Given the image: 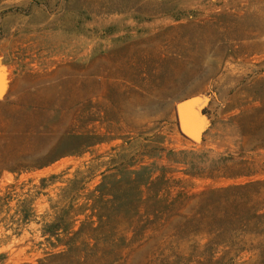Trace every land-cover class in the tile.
<instances>
[{"label": "rangeland", "instance_id": "1", "mask_svg": "<svg viewBox=\"0 0 264 264\" xmlns=\"http://www.w3.org/2000/svg\"><path fill=\"white\" fill-rule=\"evenodd\" d=\"M0 264H264V0H0Z\"/></svg>", "mask_w": 264, "mask_h": 264}, {"label": "bare ground", "instance_id": "2", "mask_svg": "<svg viewBox=\"0 0 264 264\" xmlns=\"http://www.w3.org/2000/svg\"><path fill=\"white\" fill-rule=\"evenodd\" d=\"M248 22H249V21H248ZM205 46H207L206 43H204V44H203V47L199 49V52H200V58H201V59H204V54H205V52H206V51L204 50V49H205Z\"/></svg>", "mask_w": 264, "mask_h": 264}]
</instances>
